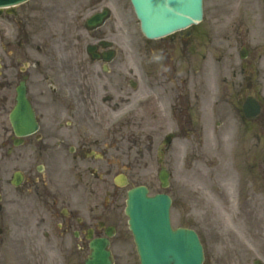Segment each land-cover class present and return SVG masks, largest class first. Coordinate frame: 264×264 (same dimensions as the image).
Segmentation results:
<instances>
[{"label":"rangeland","instance_id":"rangeland-1","mask_svg":"<svg viewBox=\"0 0 264 264\" xmlns=\"http://www.w3.org/2000/svg\"><path fill=\"white\" fill-rule=\"evenodd\" d=\"M56 2L80 19L73 30L80 40L88 34L83 25L87 16L104 5L113 13L99 32L119 49L128 82L124 108L114 111L104 104L100 97L106 91L100 89L95 100L102 106L91 113L100 125L120 123L117 128L125 135L120 156L117 146L109 143L108 166L113 167L109 178L122 170L129 177L127 185L115 188L116 197L109 198L118 220L112 237L115 264H140L124 213L127 190L138 184H146L152 194L167 191L172 196V222L198 231L205 247L204 264H254L255 259H264V242L254 241L253 247L251 239L252 234L261 238L264 234V0H204V18L189 36L176 33L160 40L143 36L129 0H30L20 9L22 21L16 24L35 43L53 34L62 39V24L48 12L53 14ZM7 24L0 18V27ZM243 47L248 49L246 58L239 55ZM249 72L263 111L247 121L242 104ZM175 75L180 78L172 85ZM131 76L137 77L142 95L151 94L150 100L136 98ZM147 77L155 90L146 86ZM182 87L187 104H181L183 95L173 91ZM114 92L119 100L121 91ZM154 96L166 103L159 105ZM174 98L178 102L170 106ZM52 117L45 118L47 124ZM70 119L71 112L65 111L54 121L68 125ZM117 128H112L114 133ZM168 132L176 137L164 157L172 173L166 189L158 178L157 147ZM251 221L259 222L256 231L248 228Z\"/></svg>","mask_w":264,"mask_h":264},{"label":"flooded vegetation","instance_id":"flooded-vegetation-1","mask_svg":"<svg viewBox=\"0 0 264 264\" xmlns=\"http://www.w3.org/2000/svg\"><path fill=\"white\" fill-rule=\"evenodd\" d=\"M63 6L56 2L53 14L48 12L72 38L53 34L35 43L16 24L23 6L6 12L8 24L0 27V264H76L89 235L102 234L106 227L105 219L92 215L88 173L94 161L107 159L109 143L93 120L91 108H97L91 96L103 82L123 92L125 76L121 64L112 62L104 70L108 63L87 55L86 43L73 32L80 19L75 13L66 18L70 11ZM21 86L40 127L30 135H16L10 118ZM67 105L75 120L62 132V123L54 119ZM46 117H52L49 124ZM101 168L102 163L96 191L108 194L102 183L108 167Z\"/></svg>","mask_w":264,"mask_h":264},{"label":"water","instance_id":"water-1","mask_svg":"<svg viewBox=\"0 0 264 264\" xmlns=\"http://www.w3.org/2000/svg\"><path fill=\"white\" fill-rule=\"evenodd\" d=\"M19 1L21 0H0V5ZM133 2L144 32L151 37L184 28L198 22L203 15L202 0H133ZM244 107L248 116H254L259 109L258 103L252 97L247 99ZM29 119L32 123L30 125H33L31 111ZM35 128L29 127L30 130ZM160 178L164 186L169 183L166 171L161 172ZM169 203L170 199L165 195L148 198L145 187H137L129 192L127 213L131 217V226L142 264H202L203 251L196 232L192 229L171 228ZM91 245L92 252L86 264H113L108 238H95Z\"/></svg>","mask_w":264,"mask_h":264}]
</instances>
